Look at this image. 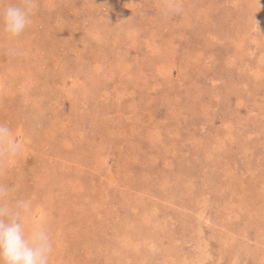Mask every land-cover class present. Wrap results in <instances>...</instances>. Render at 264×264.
<instances>
[{
	"label": "rangeland",
	"instance_id": "rangeland-1",
	"mask_svg": "<svg viewBox=\"0 0 264 264\" xmlns=\"http://www.w3.org/2000/svg\"><path fill=\"white\" fill-rule=\"evenodd\" d=\"M0 125L49 264H264V0H32Z\"/></svg>",
	"mask_w": 264,
	"mask_h": 264
},
{
	"label": "clouds",
	"instance_id": "clouds-1",
	"mask_svg": "<svg viewBox=\"0 0 264 264\" xmlns=\"http://www.w3.org/2000/svg\"><path fill=\"white\" fill-rule=\"evenodd\" d=\"M32 0L23 5L9 4L0 11L5 33L10 38L20 36L31 23ZM16 145L8 127L0 125V154L15 153ZM6 189L0 186V202L6 197ZM18 209L27 210L25 201L17 202ZM52 243L43 227L26 232L19 211H12L0 203V264H49Z\"/></svg>",
	"mask_w": 264,
	"mask_h": 264
}]
</instances>
